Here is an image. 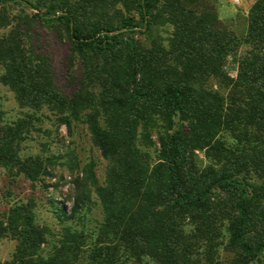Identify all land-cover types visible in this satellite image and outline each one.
<instances>
[{
	"label": "trees",
	"instance_id": "16d2710c",
	"mask_svg": "<svg viewBox=\"0 0 264 264\" xmlns=\"http://www.w3.org/2000/svg\"><path fill=\"white\" fill-rule=\"evenodd\" d=\"M209 2L0 0V86L28 111L9 121L0 104V171L45 191L65 181L47 183L54 156L24 155L44 111L71 135L82 124L106 163L101 183L94 161L79 170L69 154L72 207L48 200L56 234L33 198L0 213V240L16 242L0 264H264V0L244 36ZM36 23L67 39L72 95L37 52Z\"/></svg>",
	"mask_w": 264,
	"mask_h": 264
},
{
	"label": "rangeland",
	"instance_id": "374dc122",
	"mask_svg": "<svg viewBox=\"0 0 264 264\" xmlns=\"http://www.w3.org/2000/svg\"><path fill=\"white\" fill-rule=\"evenodd\" d=\"M209 3L216 4L217 11L221 22L230 28L238 36H244L247 30V17L250 8L255 0H210ZM11 14H23L22 9L13 5L9 8ZM32 16V13H28ZM167 28L157 30V35L167 38L169 33ZM34 45L39 54H43L49 58L55 73L56 82L59 89L66 95H72L78 84L79 64L69 61L70 45L65 37L59 36L54 29L46 25L36 23L33 28ZM3 32H0V37ZM64 36V34H63ZM137 38L143 43L150 44L147 36L138 35ZM246 49L243 48L236 56L229 59L228 70L233 78L237 76V60L243 57ZM75 70V71H74ZM75 77V80H73ZM0 104L5 113V118L9 121H16L28 113L27 110L19 108L15 101L14 95L6 88L0 86ZM42 124L37 126L40 130L34 133L26 144L24 155H44L45 157L54 156L57 160L55 180H47V183L54 185L57 181H63L62 185L56 190L54 187L45 191L41 185L33 188L32 184L24 178H18L13 181L5 170L0 171V213H6L9 208L17 202H27L29 199H35L38 204L39 219L41 223H46L56 234L60 232L61 225L58 224L52 215V207L48 200L54 198L60 205L65 206L68 211L72 204L69 201V186L66 185L70 181V171L68 164L71 160L70 153H74L75 164L78 163L79 170L88 162L96 163V171L100 182H104V171L106 163L100 156L90 140V136L82 124H79L73 135H71L66 127H60L57 124L56 117L44 111L39 114ZM47 146V150L43 149ZM203 158V155L200 154ZM79 171H76L78 174ZM67 181V182H66ZM102 219L100 207L95 204L91 212L84 219V229L87 233L93 235L95 227ZM76 224H79V220ZM48 248V247H47ZM16 249V242L9 238L0 240V261L7 262L13 257Z\"/></svg>",
	"mask_w": 264,
	"mask_h": 264
},
{
	"label": "built area",
	"instance_id": "2783aa9c",
	"mask_svg": "<svg viewBox=\"0 0 264 264\" xmlns=\"http://www.w3.org/2000/svg\"><path fill=\"white\" fill-rule=\"evenodd\" d=\"M235 1H237V2H238V0H235Z\"/></svg>",
	"mask_w": 264,
	"mask_h": 264
}]
</instances>
